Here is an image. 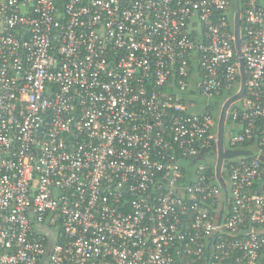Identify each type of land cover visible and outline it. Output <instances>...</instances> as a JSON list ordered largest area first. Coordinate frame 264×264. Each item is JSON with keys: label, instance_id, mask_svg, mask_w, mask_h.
Segmentation results:
<instances>
[{"label": "built area", "instance_id": "built-area-1", "mask_svg": "<svg viewBox=\"0 0 264 264\" xmlns=\"http://www.w3.org/2000/svg\"><path fill=\"white\" fill-rule=\"evenodd\" d=\"M233 12V0H0V264H262L259 152L225 162L227 213L215 171L185 165L216 153L240 88ZM240 41L246 90L225 144L258 151L264 0H242Z\"/></svg>", "mask_w": 264, "mask_h": 264}, {"label": "water", "instance_id": "water-1", "mask_svg": "<svg viewBox=\"0 0 264 264\" xmlns=\"http://www.w3.org/2000/svg\"><path fill=\"white\" fill-rule=\"evenodd\" d=\"M233 33H234V45L236 55L239 60V67L241 73L240 88L234 95L226 98L222 103V106L219 111L218 121H217V139H216V163H215V175L222 188V195L225 200L223 210L224 213H227L229 210L228 203V190L226 183L222 176V169L225 166V162L228 159L242 156H255L252 150L244 148L231 149L228 148L225 144V123L227 121V110L235 102L239 101L245 94L246 90V80L247 72L244 65V61L241 53V41H240V24H241V0H233ZM206 151L203 149L201 155H204ZM257 232L261 233L259 229ZM262 234V233H261Z\"/></svg>", "mask_w": 264, "mask_h": 264}, {"label": "rangeland", "instance_id": "rangeland-1", "mask_svg": "<svg viewBox=\"0 0 264 264\" xmlns=\"http://www.w3.org/2000/svg\"><path fill=\"white\" fill-rule=\"evenodd\" d=\"M215 99H211V105L215 107ZM218 103H220V100L218 101ZM201 105H203V102H201ZM219 105V104H218ZM218 111V110H217ZM228 120L226 121L225 125H226V131H225V137L226 135H228L229 133L227 132V128L232 127L234 125V123H229ZM228 125V126H227ZM212 155L210 153V151L206 152L203 156H197L196 158L189 160L185 163V165L190 166V169H195L197 168L199 165L202 164H206L207 162H209V156ZM43 227H38L39 230H41ZM46 253L48 256V248L46 250Z\"/></svg>", "mask_w": 264, "mask_h": 264}, {"label": "trees", "instance_id": "trees-1", "mask_svg": "<svg viewBox=\"0 0 264 264\" xmlns=\"http://www.w3.org/2000/svg\"><path fill=\"white\" fill-rule=\"evenodd\" d=\"M241 2H242V0H241ZM225 98V97H224ZM222 98L220 97V98H218L217 99V103H218V101L220 100V103L224 100V99H222ZM219 104V103H218ZM229 123H231L230 121H228ZM228 123V124H229ZM228 126V125H227ZM232 127H229V128H227V132L230 134V133H232V132H235V131H233L232 129H231ZM225 131H226V125H225ZM228 135H226V137H227ZM226 137H225V139H226ZM237 148H244V149H249V150H252L253 152H254V154H257V145L255 144V142H253V141H248V142H244V143H241V144H239V145H237ZM263 150H264V146H263V148H262ZM261 158V157H260ZM262 164H263V161H262ZM206 166H207V168H206V170H207V172H210L211 174L213 173V171H214V168H213V164L211 163V162H207L206 164H205ZM263 166H264V164H263ZM188 174H189V172H188ZM261 184H263L264 185V179L261 181ZM214 210V208L212 209V211Z\"/></svg>", "mask_w": 264, "mask_h": 264}, {"label": "crops", "instance_id": "crops-1", "mask_svg": "<svg viewBox=\"0 0 264 264\" xmlns=\"http://www.w3.org/2000/svg\"><path fill=\"white\" fill-rule=\"evenodd\" d=\"M233 131H237L238 130V126L237 125H233L232 128H231ZM257 152H259V157H261V161H263V164H264V150L261 149V150H258ZM260 230V232L262 234H264V227H261V228H258ZM260 260H261V263L264 264V249L261 251L260 253Z\"/></svg>", "mask_w": 264, "mask_h": 264}, {"label": "flooded vegetation", "instance_id": "flooded-vegetation-1", "mask_svg": "<svg viewBox=\"0 0 264 264\" xmlns=\"http://www.w3.org/2000/svg\"><path fill=\"white\" fill-rule=\"evenodd\" d=\"M211 153V152H210ZM212 155L209 156V162L211 163H215L216 161V156H215V153H211Z\"/></svg>", "mask_w": 264, "mask_h": 264}, {"label": "clouds", "instance_id": "clouds-1", "mask_svg": "<svg viewBox=\"0 0 264 264\" xmlns=\"http://www.w3.org/2000/svg\"><path fill=\"white\" fill-rule=\"evenodd\" d=\"M201 156H203V155H201ZM215 156H216V153H215ZM215 163H216V161H215ZM215 163H212L213 164V168H215Z\"/></svg>", "mask_w": 264, "mask_h": 264}]
</instances>
